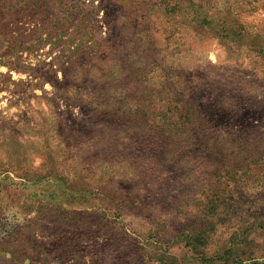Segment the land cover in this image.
Returning a JSON list of instances; mask_svg holds the SVG:
<instances>
[{
	"label": "rangeland",
	"instance_id": "rangeland-1",
	"mask_svg": "<svg viewBox=\"0 0 264 264\" xmlns=\"http://www.w3.org/2000/svg\"><path fill=\"white\" fill-rule=\"evenodd\" d=\"M0 264H264V0H0Z\"/></svg>",
	"mask_w": 264,
	"mask_h": 264
},
{
	"label": "trees",
	"instance_id": "trees-1",
	"mask_svg": "<svg viewBox=\"0 0 264 264\" xmlns=\"http://www.w3.org/2000/svg\"><path fill=\"white\" fill-rule=\"evenodd\" d=\"M206 232H208V229H206Z\"/></svg>",
	"mask_w": 264,
	"mask_h": 264
}]
</instances>
